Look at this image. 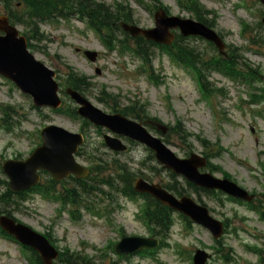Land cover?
Segmentation results:
<instances>
[{
  "label": "rangeland",
  "instance_id": "374dc122",
  "mask_svg": "<svg viewBox=\"0 0 264 264\" xmlns=\"http://www.w3.org/2000/svg\"><path fill=\"white\" fill-rule=\"evenodd\" d=\"M131 1V0H130ZM163 3L170 5L174 13L178 12L174 0H162ZM241 0H201V3L208 9H212L213 14L216 16L215 28L222 32L225 36V40L228 44H232L240 48H244L245 37H242L240 33L239 19L252 22L258 19L260 16L261 6L257 0H242L244 6L240 4ZM135 17L138 18L142 25H149L148 17L141 9L134 8ZM142 12V13H140ZM261 33L263 31L260 30ZM56 36L52 37L50 42H47L49 55H42L35 52L36 56L42 59L49 66H56L61 70L64 67L56 61V54L60 55V62H67L68 65L80 72H84L87 75H94L93 68L87 63V61L78 54L75 49L77 47L86 46L89 49H98L97 39L93 35L83 37L78 35L76 31L66 26L62 29H58L54 32ZM52 33H50L51 35ZM83 42V43H82ZM199 47L205 51L200 42H196ZM239 53L243 56L244 60L250 64L251 67L259 65L264 73V56L255 55L252 53H244L243 50H239ZM131 57V61L127 64H123L120 61L126 60ZM115 60L119 64L108 65L103 69L102 74L94 75L93 81L97 85L98 89H94L93 94L98 95L99 90L104 86L106 89L116 95L118 100L124 98L135 101L137 103H146L148 105V111L165 122L174 123L176 117H178L182 125L190 133H200L211 143H219L225 152L214 159V162L223 167L231 175L235 173L238 180L244 184L251 185V182L244 180L243 176H247L246 166L240 167L239 161L247 162L249 166L254 165L252 154L255 151V140L258 142V149L264 147V116L256 115L253 109L257 108L248 104L245 99H248V93L252 92V88L246 83H238L236 85L232 83L231 79H226L222 75L217 73H211L209 76L212 86L217 88H223L219 94H213L209 99L203 98L202 94L197 90V83L193 77L191 71L182 68L177 65L170 58L163 53H159L155 50V56L153 58L154 74L158 75V80L161 84L154 85L140 68V59L132 54H124L115 56ZM134 64V66H132ZM120 65V66H119ZM122 69H121V68ZM133 67V70H132ZM235 82V81H234ZM237 83V82H236ZM263 84L262 82L259 85ZM6 90H11L12 97L17 102V108L19 115L24 113V108L27 107L26 99L15 92V90L5 84ZM245 89V90H243ZM170 97L171 108L166 101V97ZM0 99L5 100V89L0 87ZM211 101V102H208ZM111 103V102H110ZM99 104V103H98ZM104 110H108L103 104H99ZM25 114V113H24ZM26 115V114H25ZM18 123L15 126L14 135L15 138L20 140H14L15 149L21 153H26L29 150L30 142L26 138H22V130L35 132L38 125L42 123V119L38 116L32 115L27 118V121ZM78 124L75 123V130L78 129ZM255 131L254 135L251 134L250 129ZM90 140L89 148L92 149V145L95 140H100L96 131L90 129L88 133ZM12 138V136H9ZM6 138V134L0 132V149L8 148L9 141ZM167 142H170V149L182 155L186 150H183V145L180 140L170 135ZM194 150L201 152V145L193 139L192 142ZM210 147V146H209ZM216 146L211 149L215 152ZM183 150V151H182ZM146 151L142 147H135L133 152L129 155L122 157V163L128 161L131 168L136 171L137 168H142L144 172H147L149 176L152 173L147 168L150 165L152 159L146 160L145 166H141L147 157ZM264 154V153H263ZM108 158L110 162H113V156L109 153ZM245 157L248 159L244 160ZM131 158V159H130ZM259 159L264 161V155L259 156ZM239 160V161H238ZM154 163V162H153ZM239 172V174H238ZM161 175L166 179V174L161 171L156 175ZM155 180V178H154ZM120 210L114 214L117 219L113 224H110L107 220L94 221V229L92 232H96L94 239L99 241L101 249L108 241L115 240L116 234H118V227L126 233H140L145 232V225L137 217V211L139 210V202H131L124 199L120 195L117 198ZM107 203V200L104 201ZM52 205L38 200L31 208L23 209V212L16 217L28 225L33 226L38 230L44 229V224L47 222L48 216L53 211ZM84 220V218H83ZM250 224L255 226L256 229H264V224L261 223L256 217H253ZM88 227V226H86ZM54 228V225H53ZM55 230V228H54ZM77 229H74L76 232ZM173 236L179 233V226L176 224L172 230ZM189 238H193V243L201 242L202 245L208 246V237L200 230L193 229L189 234ZM188 237H184L181 241H187ZM181 239V236L179 235ZM76 238L68 234L65 238V242L71 247H77ZM236 251L240 252L242 247L239 242L232 244ZM87 251L92 252L90 248ZM158 257L163 261L170 263H176L178 260L175 258V254L172 251L161 250L158 253ZM4 260V255H0V261ZM137 259L133 260L135 264ZM145 261H140L144 263ZM4 264H9L4 262ZM232 264H246L241 260L235 261Z\"/></svg>",
  "mask_w": 264,
  "mask_h": 264
},
{
  "label": "water",
  "instance_id": "95a60500",
  "mask_svg": "<svg viewBox=\"0 0 264 264\" xmlns=\"http://www.w3.org/2000/svg\"><path fill=\"white\" fill-rule=\"evenodd\" d=\"M1 70V69H0Z\"/></svg>",
  "mask_w": 264,
  "mask_h": 264
}]
</instances>
